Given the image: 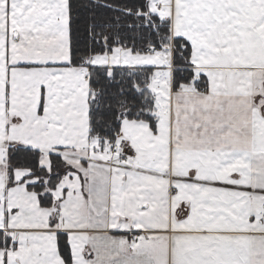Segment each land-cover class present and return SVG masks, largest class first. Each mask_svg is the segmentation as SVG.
<instances>
[{"label":"snow or ice","instance_id":"snow-or-ice-1","mask_svg":"<svg viewBox=\"0 0 264 264\" xmlns=\"http://www.w3.org/2000/svg\"><path fill=\"white\" fill-rule=\"evenodd\" d=\"M0 264H264V0H0Z\"/></svg>","mask_w":264,"mask_h":264}]
</instances>
